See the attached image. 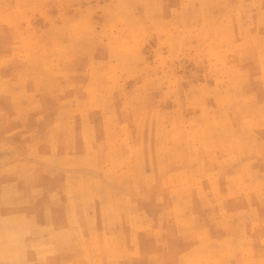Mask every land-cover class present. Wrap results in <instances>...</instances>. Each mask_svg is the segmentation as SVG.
I'll return each instance as SVG.
<instances>
[{"label":"rangeland","instance_id":"rangeland-1","mask_svg":"<svg viewBox=\"0 0 264 264\" xmlns=\"http://www.w3.org/2000/svg\"><path fill=\"white\" fill-rule=\"evenodd\" d=\"M0 264H264V0H0Z\"/></svg>","mask_w":264,"mask_h":264}]
</instances>
